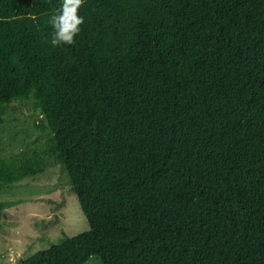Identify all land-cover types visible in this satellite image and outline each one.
I'll use <instances>...</instances> for the list:
<instances>
[{
    "label": "trees",
    "instance_id": "1",
    "mask_svg": "<svg viewBox=\"0 0 264 264\" xmlns=\"http://www.w3.org/2000/svg\"><path fill=\"white\" fill-rule=\"evenodd\" d=\"M61 3L0 0V114L44 142L0 132V190L52 158L90 228L22 264H264V0H84L53 46Z\"/></svg>",
    "mask_w": 264,
    "mask_h": 264
},
{
    "label": "rangeland",
    "instance_id": "2",
    "mask_svg": "<svg viewBox=\"0 0 264 264\" xmlns=\"http://www.w3.org/2000/svg\"><path fill=\"white\" fill-rule=\"evenodd\" d=\"M43 113L33 99L16 100L0 114L3 154L41 148L37 122ZM4 207L0 211V264H22L35 252L48 248L63 237L90 228L77 193L71 188L66 168L49 158V166L0 190ZM83 264H102L93 255Z\"/></svg>",
    "mask_w": 264,
    "mask_h": 264
},
{
    "label": "clouds",
    "instance_id": "3",
    "mask_svg": "<svg viewBox=\"0 0 264 264\" xmlns=\"http://www.w3.org/2000/svg\"><path fill=\"white\" fill-rule=\"evenodd\" d=\"M84 0H62L61 6L50 18L54 31L51 37L53 46L72 45L84 24V18L79 15V9Z\"/></svg>",
    "mask_w": 264,
    "mask_h": 264
}]
</instances>
